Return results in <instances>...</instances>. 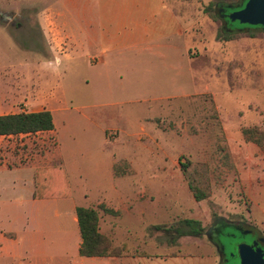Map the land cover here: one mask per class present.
Listing matches in <instances>:
<instances>
[{
  "label": "rangeland",
  "instance_id": "obj_1",
  "mask_svg": "<svg viewBox=\"0 0 264 264\" xmlns=\"http://www.w3.org/2000/svg\"><path fill=\"white\" fill-rule=\"evenodd\" d=\"M32 1L0 0V114L38 111L45 106L41 97L49 91L64 103L63 111L52 114L56 134L46 138L41 149L52 150L57 142L68 167L73 201L91 207L98 202L109 205L115 200L114 186L142 187L146 251L159 246L170 249L177 224L184 219L198 221L204 232L188 238L187 245H179L182 253L213 255V246L225 244V236L208 235L216 219L238 223L264 237V190L259 191L264 188V29L254 30L253 38L248 37L253 31L224 34L220 19L210 16L218 10L217 0H178L179 16L190 24L184 36L192 84L182 54L184 41L172 36L171 79L176 85L171 92L142 98L120 96L117 90L124 82L115 80V94L99 100L92 89L88 61L82 66H66L63 61L56 65L39 22L45 0ZM4 14H13L21 29L4 22ZM183 93L192 94L164 98ZM140 121L143 130H139ZM242 125L261 134L262 144H256V151L245 152L256 160V173L240 161L241 145L226 142L227 137L237 136ZM102 126L109 129L106 141ZM126 133H138L139 139ZM42 137L20 142L27 151L26 145ZM111 162L117 164L114 176ZM189 182L208 197L196 202ZM8 197L9 191L0 188V229L7 227L3 202ZM254 213L257 221L251 216ZM225 232L236 234L233 226ZM250 240L246 235L234 244Z\"/></svg>",
  "mask_w": 264,
  "mask_h": 264
},
{
  "label": "crops",
  "instance_id": "obj_2",
  "mask_svg": "<svg viewBox=\"0 0 264 264\" xmlns=\"http://www.w3.org/2000/svg\"><path fill=\"white\" fill-rule=\"evenodd\" d=\"M32 2L26 0L25 3ZM178 5V0H53L52 3L45 0V8L38 15L46 46L56 59V65L63 61L66 66H82L88 61L92 89L99 100L115 94L112 88L115 80L124 82L117 90L120 96L142 98L149 94L159 96L163 91L168 94L176 85V80L171 79V55L175 48L170 42L172 36L184 41L182 54L187 64L186 73L189 79L190 72L193 76L184 36L190 24L186 22L187 18L179 16ZM25 11L27 15L32 14ZM7 16L11 26L21 29L13 14ZM189 81L192 84L193 80ZM192 93L166 94L164 98L169 100ZM41 98L45 106L35 112L47 110L54 114L65 109L64 103L51 91ZM101 114L104 118L105 114ZM141 121L139 130H143ZM53 124L51 131L32 134L44 138L26 145L27 151L20 141L30 137L28 134L0 136V188L9 191L8 199L3 202L4 225L7 227L0 229V264H194L195 258L198 260L196 264H218L213 244V255L179 252V245H187L190 236L180 237L179 241L174 239L168 250L159 246L153 248L154 251H146L145 208L140 205L143 191L140 186L116 185L113 188L114 201L109 205L98 202L92 207L73 201L68 182L67 198L37 197V170L59 168L68 180V167L59 155L57 142L52 150L41 149L47 144L46 138L56 134L54 119ZM245 129L249 127H240L237 136L227 137L226 142L241 145L240 161L252 166L256 173V160L245 152H255L257 145L245 140L242 133ZM101 130L106 141L109 129L102 126ZM224 131L226 133V128ZM126 134L139 139L138 133ZM115 164L111 162L110 165L113 176ZM259 188V191L264 190ZM55 191L64 192L59 172ZM77 207H91L98 211L99 233L109 238L114 247L123 248L121 255L79 256L81 239L75 215ZM104 209L114 214H106ZM251 216L258 220L255 213Z\"/></svg>",
  "mask_w": 264,
  "mask_h": 264
},
{
  "label": "trees",
  "instance_id": "obj_3",
  "mask_svg": "<svg viewBox=\"0 0 264 264\" xmlns=\"http://www.w3.org/2000/svg\"><path fill=\"white\" fill-rule=\"evenodd\" d=\"M247 0H217L214 4L218 9H222L220 13L230 14L234 11L243 8ZM213 5L211 4L210 7ZM212 18H219L220 14L218 11H213L210 15ZM226 29L222 27L224 34L231 31L233 34L241 32H251L248 36L254 37V30L262 27H251L247 25H241L238 22L231 23L226 21ZM241 27V30L234 29L233 27ZM223 34V36H224ZM226 37V36H224ZM227 40L231 37H226ZM54 129L53 117L51 112L42 110L34 113H15L0 115V136L8 135H19V134H35L39 132H48ZM246 141L255 143L257 145L262 144L259 137L261 134L257 129H245L242 131ZM117 164L114 166L116 169ZM183 175H186V166H181ZM58 172L61 177V181L64 182V192L57 193V174ZM116 172L114 171V174ZM116 175V174H115ZM189 190L196 202L205 200L208 195L201 191L198 187L192 185V182L188 183ZM53 190L55 192H53ZM36 196L39 198L49 197H69V189L67 180L63 176V171L59 168H45L36 171ZM104 213L114 214L110 210H103ZM75 215L77 219V226L79 229L81 244L79 247L78 254L80 257L91 258V257H111L119 256L124 252L123 248L114 247L112 242L105 236L99 233L98 229V211L91 207H77L75 209ZM155 230H161L160 227H155ZM168 230H164V232ZM204 232L198 221L184 219L178 222L176 227V238L190 236V237H201Z\"/></svg>",
  "mask_w": 264,
  "mask_h": 264
},
{
  "label": "water",
  "instance_id": "obj_4",
  "mask_svg": "<svg viewBox=\"0 0 264 264\" xmlns=\"http://www.w3.org/2000/svg\"><path fill=\"white\" fill-rule=\"evenodd\" d=\"M2 20L7 22L9 17L3 15ZM227 20L231 23L264 28V0H247L242 9L228 14ZM256 245L254 241L251 245L237 246L239 264H264V254Z\"/></svg>",
  "mask_w": 264,
  "mask_h": 264
},
{
  "label": "flooded vegetation",
  "instance_id": "obj_5",
  "mask_svg": "<svg viewBox=\"0 0 264 264\" xmlns=\"http://www.w3.org/2000/svg\"><path fill=\"white\" fill-rule=\"evenodd\" d=\"M217 11L220 14V17H219L221 21L220 24L222 25L224 29H226V24H227L226 21H228L227 20L228 14L220 13L222 12V9H218ZM229 226H233L236 234L235 233L227 234L225 232V228ZM218 234L223 235L228 239L225 244L218 246V248L215 246L217 256H218V264H239V259L237 256V246L241 245L242 243L238 242L234 244V242L238 237H243L246 235H249L251 237L250 242L247 243L246 245H251L255 241L257 243L256 247L260 248L264 254V237H262L256 230L244 229L243 227L239 226L238 223L216 219L214 221V224L210 232H208V235L216 236ZM233 244H234V248H233ZM263 259H264V256H263Z\"/></svg>",
  "mask_w": 264,
  "mask_h": 264
},
{
  "label": "built area",
  "instance_id": "obj_6",
  "mask_svg": "<svg viewBox=\"0 0 264 264\" xmlns=\"http://www.w3.org/2000/svg\"><path fill=\"white\" fill-rule=\"evenodd\" d=\"M28 136H32V134H28ZM264 226V225H263Z\"/></svg>",
  "mask_w": 264,
  "mask_h": 264
}]
</instances>
